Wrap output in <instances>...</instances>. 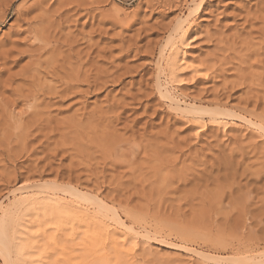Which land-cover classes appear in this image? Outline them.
Returning <instances> with one entry per match:
<instances>
[{"label":"rangeland","instance_id":"obj_1","mask_svg":"<svg viewBox=\"0 0 264 264\" xmlns=\"http://www.w3.org/2000/svg\"><path fill=\"white\" fill-rule=\"evenodd\" d=\"M182 52L208 75L169 78ZM162 91L264 128V0H0V238L19 186L68 201L24 264L264 262V134L194 124ZM110 209L134 245L110 246Z\"/></svg>","mask_w":264,"mask_h":264},{"label":"bare ground","instance_id":"obj_2","mask_svg":"<svg viewBox=\"0 0 264 264\" xmlns=\"http://www.w3.org/2000/svg\"><path fill=\"white\" fill-rule=\"evenodd\" d=\"M182 38H180L181 40ZM184 40V39H183ZM183 44V43H182ZM178 49V48H177ZM178 52V50H177ZM183 52L181 53V62L182 65L178 69V64L174 60L173 62H169L170 66V77L172 80L176 82H181V79H178V75L182 72L188 71L189 72V79L192 81L193 79H197L198 77H205L208 75L209 66L199 62V64H195L193 62H188L184 60ZM177 58V56H176ZM212 65V64H211ZM210 65V66H211ZM208 66V67H207ZM213 66V65H212ZM178 69V71H177ZM180 70V71H179ZM169 71V70H168ZM168 73V72H167ZM171 80V81H172ZM181 80V81H180ZM161 96L168 101V106L173 112L178 113L181 117L185 118V120H189L194 124L203 125L204 120L216 128H224L227 124L228 119H238L239 121L243 122L244 124H248L253 128L259 129L264 134V128L261 127V122H256L252 119L251 116L241 115L238 112L239 109H235L232 107H227L226 105H209V104H202L201 102H186L184 100L176 99L173 97H168L166 92L162 91ZM170 110V111H171ZM244 114V113H243ZM236 122V121H235ZM263 124V123H262ZM205 125V124H204ZM203 125V126H204ZM247 125V126H248ZM201 126V127H203ZM251 127V128H252ZM248 128V127H247ZM252 128V129H253ZM217 130V129H216ZM258 130V131H259ZM257 131V130H256ZM259 131V132H260ZM255 131H253L254 133ZM262 135V134H261ZM28 189L26 186H19V192L23 195L20 196V200L18 202V209H20L19 213V222L18 228L15 231V235H12L8 238L2 237L0 238V257L4 264H24L25 261H31V254L30 252L34 250V248L38 247L39 243V236L40 234L45 233L48 229L52 228L55 224V219L62 216V212L65 211L64 204H67L65 198L59 197L55 193V189L52 188L51 190L40 192L39 194H32L27 195V190L22 191V189ZM21 190V191H20ZM29 193V192H28ZM63 194L67 195L68 199L72 197L77 198L76 194H72L70 191L63 190ZM93 200V199H92ZM90 203V201H88ZM102 206V205H101ZM87 208H85L86 210ZM88 211V209H87ZM82 212L77 217V221L79 223L84 222L88 217V212ZM110 222L116 228V231L113 232V239H111L113 248H124L126 243L128 242H135V236L137 235V231L134 229V226L131 224H126L125 221L120 217V215L110 209ZM57 223V222H56ZM106 223V222H105ZM104 224V223H103ZM108 225V224H107ZM106 226V224H105ZM171 226V225H170ZM183 227V226H182ZM181 228V227H180ZM179 228V230H181ZM1 230V229H0ZM109 231V230H108ZM114 231V230H113ZM2 232V231H1ZM146 233V232H145ZM148 233V232H147ZM2 234V233H0ZM44 235V234H43ZM52 236V235H50ZM134 236V238H133ZM1 237V235H0ZM46 237V235H45ZM132 237L130 241L127 239ZM146 238V237H145ZM16 244H18V249L16 251V256L14 257L10 254V248L7 246L14 240ZM49 240V239H48ZM53 240V239H52ZM134 240V241H133ZM130 242V243H131ZM162 243V241H160ZM13 243V242H12ZM129 243V245H130ZM131 243V245H134ZM165 243V241L163 242ZM127 245V246H129ZM186 252H191L194 256L204 260L203 262H210L212 264H221L223 261L215 257L211 254H208L202 250L197 249H189L185 248ZM28 253V254H27ZM225 260V259H223ZM260 261V260H259ZM234 262V261H232ZM238 262V261H237ZM237 264V263H236ZM238 264H243L241 261ZM251 264H264V262L255 261Z\"/></svg>","mask_w":264,"mask_h":264}]
</instances>
